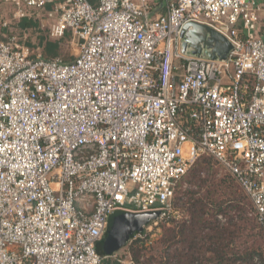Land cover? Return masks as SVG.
Here are the masks:
<instances>
[{
  "label": "built area",
  "instance_id": "built-area-1",
  "mask_svg": "<svg viewBox=\"0 0 264 264\" xmlns=\"http://www.w3.org/2000/svg\"><path fill=\"white\" fill-rule=\"evenodd\" d=\"M78 43L71 61L0 41V264H106L110 214L174 215L177 182L213 157L264 230V40L259 0H0ZM52 4L51 8H47ZM209 25L224 61L188 56ZM151 226V225H149Z\"/></svg>",
  "mask_w": 264,
  "mask_h": 264
},
{
  "label": "trees",
  "instance_id": "trees-1",
  "mask_svg": "<svg viewBox=\"0 0 264 264\" xmlns=\"http://www.w3.org/2000/svg\"><path fill=\"white\" fill-rule=\"evenodd\" d=\"M47 7L51 8L52 4ZM20 26L37 24L22 19ZM242 28L244 37L253 36L250 25ZM60 43L61 40L45 41L40 38L38 45L42 56H59ZM25 44L34 46L31 43ZM195 162L196 166L192 171L197 173L202 172V169L210 173L212 165L220 167L209 155H202ZM200 190H192L186 199L178 197L175 201L174 190L172 201L176 213L157 221L155 225L151 222L149 225L153 227V231L146 232L145 227L142 232L134 233L130 237L129 248L133 264H264V246L259 241L260 234L253 231L256 226L263 234L264 230L253 215L254 209L247 196L243 192V195L238 193L231 185H218L214 177L208 182L204 194ZM219 217L225 218L224 223ZM169 223L172 225L167 226ZM135 235L137 237L133 239ZM104 236L105 233L95 244V250L101 256L111 257L114 252H106L103 248ZM143 251L150 252L144 263L139 260ZM105 263L120 264L118 261L108 262L106 259Z\"/></svg>",
  "mask_w": 264,
  "mask_h": 264
},
{
  "label": "rangeland",
  "instance_id": "rangeland-1",
  "mask_svg": "<svg viewBox=\"0 0 264 264\" xmlns=\"http://www.w3.org/2000/svg\"><path fill=\"white\" fill-rule=\"evenodd\" d=\"M21 20L13 19L11 18L10 21H8L6 28L8 29L7 34L14 36L18 39H21L24 41V43H31L32 45H38L39 39L43 38L45 41H53L54 38L49 36L48 28H47V21L44 17L39 16V19L31 18V21L35 22L37 26H17V24ZM252 35L254 37L264 38V17L260 19L259 22L256 24H253L251 26ZM59 56L62 57L64 61H71L73 60L77 54L79 53V46L78 43L72 39L71 36L66 35L65 38L61 40V43L59 44ZM196 166L195 164L189 169V171L186 173L185 177H183L175 187V197L174 201L179 197L180 199L184 200L188 196L191 195L192 190H198L201 189L200 192L204 194V191L206 190V187L208 186V182L214 177L216 179V183L218 185H231L235 189L238 190V193H242L238 185L234 182V180L220 167L216 165H212V170L210 173H207V171L202 169V172L197 173L196 171H192V169ZM222 187V186H219ZM247 202V200H246ZM174 205V204H173ZM220 221L224 223L225 218L219 217ZM172 224L169 223L167 226H171ZM255 225V224H254ZM256 226V225H255ZM153 231L152 226H146V232ZM254 232H257L260 234L259 241H262V246H264V234L257 228L253 230ZM252 231V232H253ZM155 235V234H154ZM137 235L133 237L136 238ZM130 242L131 240H128V242L121 247L119 250L115 251L112 256L107 257L106 261L108 262H114L118 261L120 264H133L134 261L132 260V252L130 250ZM142 255L139 260L140 262H146V258L150 256L149 251H143Z\"/></svg>",
  "mask_w": 264,
  "mask_h": 264
},
{
  "label": "water",
  "instance_id": "water-1",
  "mask_svg": "<svg viewBox=\"0 0 264 264\" xmlns=\"http://www.w3.org/2000/svg\"><path fill=\"white\" fill-rule=\"evenodd\" d=\"M180 49L188 56L224 61L233 44L224 35L204 23L188 22L180 33ZM159 216L158 211L134 213L114 211L108 218L103 248L115 252L123 247L134 233H140Z\"/></svg>",
  "mask_w": 264,
  "mask_h": 264
},
{
  "label": "crops",
  "instance_id": "crops-1",
  "mask_svg": "<svg viewBox=\"0 0 264 264\" xmlns=\"http://www.w3.org/2000/svg\"><path fill=\"white\" fill-rule=\"evenodd\" d=\"M259 2L264 4V0H259ZM14 10H15L14 7H12L11 5H8V4L0 5V41L5 40L7 38V36H11V35H8L9 34L8 32H11V31H8V29L6 28V25H7L8 21L11 20V18L17 19L13 16ZM31 18H33V17H24V18H21L18 20H21V21H22V19L31 20ZM21 21L17 24L18 27L21 24ZM47 24H48V21H47ZM47 28H48V25H47ZM35 46H38L40 48L39 45H35Z\"/></svg>",
  "mask_w": 264,
  "mask_h": 264
}]
</instances>
